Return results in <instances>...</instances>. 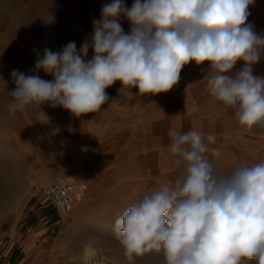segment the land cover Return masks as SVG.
Instances as JSON below:
<instances>
[{
  "label": "rangeland",
  "instance_id": "374dc122",
  "mask_svg": "<svg viewBox=\"0 0 264 264\" xmlns=\"http://www.w3.org/2000/svg\"><path fill=\"white\" fill-rule=\"evenodd\" d=\"M110 2L0 0V233L11 229L16 239L36 226L45 227L34 240L38 250L26 256L34 264H128L114 225L128 207L160 185L174 186L183 169L170 153V129L215 134L216 142L209 149L220 155L212 156L211 151L206 155L221 173L264 161L254 154L264 151V127L245 132L234 109L210 94L207 76L214 71L207 62L184 66L178 84L167 93L141 96L138 88L121 89L117 81L105 89L110 99L99 111L80 117L48 103L41 105L51 118L48 124L38 119L34 105L10 114L13 97L8 92L16 87L12 70L26 74L34 70L33 49L59 51L74 41L79 51L91 37L92 22L100 19L102 5ZM133 2L124 0L129 8ZM248 10L246 23L264 35V0H255ZM50 11L55 22L46 25L41 17ZM120 23L127 33L129 21L122 18ZM93 55L89 49L87 59ZM260 62L253 66V74L264 77ZM243 64L237 61L228 74H235ZM37 74L53 79L43 70ZM139 149L146 152L140 154ZM58 177L73 182L76 192L73 206L61 213L44 192ZM99 223L104 227L97 230ZM8 239L0 235V255ZM136 264H165V260L162 253H149L137 258Z\"/></svg>",
  "mask_w": 264,
  "mask_h": 264
},
{
  "label": "clouds",
  "instance_id": "9594fccd",
  "mask_svg": "<svg viewBox=\"0 0 264 264\" xmlns=\"http://www.w3.org/2000/svg\"><path fill=\"white\" fill-rule=\"evenodd\" d=\"M254 2L134 0L129 8L124 0H111L79 51L74 41L59 51L33 49L34 70H12L16 87L8 92L9 112L34 105L38 119L48 124L51 118L41 108L48 103L80 117L99 111L110 99L105 89L117 81L121 89L138 88L141 96L167 93L184 66L207 62L214 71L207 76L210 94L234 109L245 132L264 127V77L253 74L264 58V35L246 23ZM122 18L130 23L127 33ZM41 19L55 22L51 11ZM237 61L243 67L228 74ZM41 70L53 79H42ZM168 136L170 153L183 169L174 186L160 185L114 225L128 264L149 253H162L165 264H264V161L221 173L206 155H220L209 149L215 134L170 129Z\"/></svg>",
  "mask_w": 264,
  "mask_h": 264
},
{
  "label": "crops",
  "instance_id": "0c3cea01",
  "mask_svg": "<svg viewBox=\"0 0 264 264\" xmlns=\"http://www.w3.org/2000/svg\"><path fill=\"white\" fill-rule=\"evenodd\" d=\"M79 177L81 178L82 176H79ZM73 180L76 181L77 184H79L80 182L79 180H77V178L76 179L73 178ZM79 188H80V192L79 194L78 193L77 194L80 196H77V198L78 200L80 199L79 202H81V200L83 199V197H81L83 193L81 192L82 187L79 186ZM75 198H76V192H75ZM44 228L45 227L43 226L42 227L36 226L35 228H33L32 233L27 234L26 232L23 238L19 237L16 239H14L13 237L14 232H12L13 230L11 229L1 232L0 233L1 236H4V237L8 236L10 239H8V244H7L8 246L2 250L0 257L2 255H4L5 257L0 259V264H34L35 260L31 258H27L26 256H28V254H30L31 252L38 250V248H36L37 243L34 240L38 236L40 231L44 230ZM18 232L20 233V228ZM13 243H14L15 248L12 247ZM21 245H22V249L17 250V248H19ZM7 251H8V254L5 255Z\"/></svg>",
  "mask_w": 264,
  "mask_h": 264
},
{
  "label": "built area",
  "instance_id": "2783aa9c",
  "mask_svg": "<svg viewBox=\"0 0 264 264\" xmlns=\"http://www.w3.org/2000/svg\"><path fill=\"white\" fill-rule=\"evenodd\" d=\"M52 206L58 212L68 211L75 201L74 184L65 177H58L44 188Z\"/></svg>",
  "mask_w": 264,
  "mask_h": 264
},
{
  "label": "bare ground",
  "instance_id": "6f19581e",
  "mask_svg": "<svg viewBox=\"0 0 264 264\" xmlns=\"http://www.w3.org/2000/svg\"><path fill=\"white\" fill-rule=\"evenodd\" d=\"M78 1H80L81 3H84V1L85 0H78ZM262 65H263V67H264V58H262V60H261V62H260ZM219 135V134H218ZM139 151V153L141 154V153H145L146 152V150L145 149H139L138 150ZM148 152V151H147ZM254 154L257 156V157H261V158H264V151H262V150H257L256 152H254ZM149 167V166H148ZM166 168H168V167H166ZM151 171V170H150ZM153 172V171H152ZM151 174V173H150ZM68 179V178H67ZM75 183V182H74ZM77 183V182H76ZM132 190V189H131ZM104 227V224L103 223H99L98 224V226H97V230H100L101 228H103ZM86 252V251H85ZM88 253V252H87ZM89 253H90V251H89ZM85 255V254H84ZM90 255H92V254H90ZM91 258V257H90Z\"/></svg>",
  "mask_w": 264,
  "mask_h": 264
}]
</instances>
